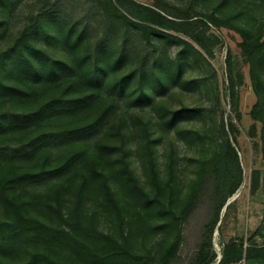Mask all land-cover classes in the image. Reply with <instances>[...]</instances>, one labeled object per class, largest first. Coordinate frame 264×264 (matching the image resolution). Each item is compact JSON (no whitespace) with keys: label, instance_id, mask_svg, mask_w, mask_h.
I'll list each match as a JSON object with an SVG mask.
<instances>
[{"label":"rangeland","instance_id":"obj_1","mask_svg":"<svg viewBox=\"0 0 264 264\" xmlns=\"http://www.w3.org/2000/svg\"><path fill=\"white\" fill-rule=\"evenodd\" d=\"M106 1L10 0L6 9L0 10V51L35 22L40 12L55 6L60 19L54 21L65 20L77 29L84 28L88 42L108 30L107 38L125 52L126 60L118 74L133 69L141 58L148 64L160 59L156 69L164 87L151 90V101L136 103L127 90L119 92L103 85V99L113 102V107L100 137L102 141L114 140L113 129L119 119L124 120L134 174L164 210L173 211V228L148 242L157 248L156 243L167 235L168 244L179 230L178 249L166 264H250L248 248L264 246V124L251 112L256 102L251 63L257 52H264V46L259 45L264 41V0H129L164 16L166 26L114 21L107 28L102 6ZM106 10L110 13L111 7ZM50 24L55 26L53 21ZM51 26L49 39L39 30L33 32L34 44L53 56L68 58L72 50L51 37L55 32ZM259 71L264 79V64ZM6 79L25 87L27 84L35 97L54 89V83L78 76L65 73L52 84L26 82L20 73ZM12 104L9 96H0V110L12 108ZM181 108L190 113L169 127L163 114ZM87 117L64 120L75 122ZM44 120L47 123L49 119ZM13 139L4 136L0 142ZM147 140L151 141V157ZM95 152L92 146L87 155ZM60 182L32 183L29 194L34 203L39 206L45 202ZM13 193L9 196L14 197ZM61 195L63 210L67 211L71 197L68 184L62 187ZM84 202L85 214L91 213L92 196ZM8 213L0 207V217ZM93 223L102 232L118 233L102 215L98 214ZM24 261L23 253L0 256L1 264ZM156 263L160 264L159 258Z\"/></svg>","mask_w":264,"mask_h":264},{"label":"trees","instance_id":"obj_2","mask_svg":"<svg viewBox=\"0 0 264 264\" xmlns=\"http://www.w3.org/2000/svg\"><path fill=\"white\" fill-rule=\"evenodd\" d=\"M9 2L0 0V10H5ZM102 6L106 28L114 21L166 26L164 16L129 0H107ZM94 12L99 14L98 10ZM57 15L55 6L40 12L35 22L0 51V96H9L13 103L12 108L0 110V137L14 138L0 142V207L9 212L0 217V256L23 253V264H157L158 258L160 264H166L178 249L179 230L168 244L167 235L156 243L157 248L148 242L159 232L173 228V211L164 210L160 200L151 197L134 174L124 120L117 121L114 140L102 141L100 137L113 107V102L103 99V85L119 92L127 90L136 103L151 101V90L164 87L156 69L161 60L148 64L141 58L133 69L118 74L126 60L125 52L107 38L108 30L88 42L84 28L77 29L65 20L58 23L54 21L60 19ZM50 25L55 31L51 37L72 50L68 58L53 56L34 44L33 32L39 30L49 39ZM148 30L159 32L153 27ZM242 36L247 37L245 33ZM259 45L264 46V41ZM257 53L251 63L256 96L251 112L264 124V79L259 71L264 52ZM13 73L23 74L29 83L52 84L65 73L78 79L54 83L51 91L33 97L27 84L7 81ZM189 113L188 109H173L162 117L172 127ZM80 115L88 117L75 122L64 120ZM44 119L49 120L44 123ZM144 133L146 137V130ZM150 142L147 140L145 146L151 157ZM92 146L97 152L87 155ZM152 167L154 170V163ZM58 179L61 182L50 197L39 206L35 204L29 186ZM65 183L71 195L67 211L61 200ZM11 191L14 197L9 196ZM89 196L92 212L85 214L84 201ZM98 214L109 218L118 233L98 230L93 223ZM247 257L252 259L250 264H264V246L248 248Z\"/></svg>","mask_w":264,"mask_h":264}]
</instances>
